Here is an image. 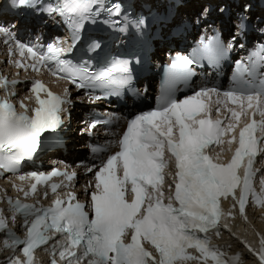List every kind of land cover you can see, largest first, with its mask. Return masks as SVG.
Returning a JSON list of instances; mask_svg holds the SVG:
<instances>
[{
  "label": "snow or ice",
  "instance_id": "snow-or-ice-1",
  "mask_svg": "<svg viewBox=\"0 0 264 264\" xmlns=\"http://www.w3.org/2000/svg\"><path fill=\"white\" fill-rule=\"evenodd\" d=\"M145 5L125 6L124 0H55V3L9 0L5 6L9 10L46 16L45 25L49 20L54 25H66L71 31L72 43L64 47L65 42L57 37L46 45L26 44L17 38L15 24L6 23H0V36L4 37L5 44L14 43L21 56L27 52L35 61L30 65L33 70H39L38 65L48 67L54 75L75 84L78 90L111 85L129 87L133 79V58L136 63L143 62L138 51L124 53L130 57L127 59H112L99 71L91 70L94 57L89 53L98 55L109 41L115 44L135 40L143 47L157 28L164 36L179 27L166 5L157 6L148 0ZM219 11L225 14L228 8L221 7ZM207 12L205 9L197 14L195 23H208L201 19ZM100 17L104 19L98 23ZM232 19L236 31L229 32L231 38L227 41L213 28V35L201 37L191 53L177 52L171 58L155 106L131 115L115 141L117 150L110 152L99 166L93 164L88 168L94 183L90 181L85 186V202L75 192H68L66 198L58 195L61 185L55 183L51 185L55 198L47 207L39 201L25 203L19 198L7 197L12 215L9 219L0 210V234L4 237V249L12 255L3 264H35V250L53 239L50 235L53 233L65 237L63 243H57L60 259L66 264H209L210 261L238 264L239 254L226 257L211 243L210 231L216 236L220 234L218 225L224 215L221 198L231 197L233 207L238 203L241 215L250 196L256 204L264 206V171L253 167L257 156L264 154V42L255 46L247 61L235 62L227 89L205 84L193 88L183 98L177 96L180 84L193 81L194 65L201 59L206 58L215 66L237 45L245 49L250 31L258 30L264 36V15L254 24L250 3H244ZM89 24L97 25L100 32L87 34ZM77 47L82 55L76 63L64 58ZM12 54L10 46L9 55ZM15 63L25 68L23 62ZM17 83L0 76V86L6 91ZM41 90L46 92V98L40 97ZM32 91L37 106L29 109L21 101L23 112H17L7 98L0 99V151L5 153L0 156V170L17 172L22 162L32 160L47 140L44 134L56 133L62 127L61 114L67 111L63 106L72 104L67 89L61 97L40 81H34ZM135 94L138 96L139 92ZM221 108L225 110L226 120L220 118ZM257 114L259 121L254 119ZM241 117H244L243 124ZM98 122L94 120L89 128ZM234 144L237 146L233 150ZM91 150L96 154L107 149L94 145ZM226 151L231 155L224 158ZM260 163L264 164V155ZM257 172L261 173L259 191L253 186ZM27 175L36 183L28 189H18L26 199L36 194L39 183L46 184L57 175L71 181L76 173L53 168L50 173L32 171ZM19 179L23 181L26 176L21 175ZM43 198L48 199L47 191ZM18 216L22 217L23 238L10 227V224L17 225ZM259 243L258 252L245 246L264 264V236ZM18 251L23 257L16 254ZM51 264L58 262L53 259Z\"/></svg>",
  "mask_w": 264,
  "mask_h": 264
}]
</instances>
